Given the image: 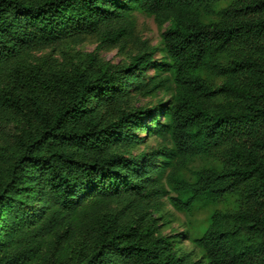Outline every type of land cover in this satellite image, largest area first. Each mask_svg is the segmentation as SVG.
I'll use <instances>...</instances> for the list:
<instances>
[{
  "label": "trees",
  "instance_id": "obj_1",
  "mask_svg": "<svg viewBox=\"0 0 264 264\" xmlns=\"http://www.w3.org/2000/svg\"><path fill=\"white\" fill-rule=\"evenodd\" d=\"M0 140V264H264V0H0ZM170 191L210 208L195 251L161 231Z\"/></svg>",
  "mask_w": 264,
  "mask_h": 264
},
{
  "label": "rangeland",
  "instance_id": "obj_2",
  "mask_svg": "<svg viewBox=\"0 0 264 264\" xmlns=\"http://www.w3.org/2000/svg\"><path fill=\"white\" fill-rule=\"evenodd\" d=\"M169 24H165L163 27H158L151 17H148L141 13H136V35L142 40H146L153 47H156L158 51L155 53L154 59L156 62H159L166 58L164 53L163 46L161 43V33L169 28ZM96 43L92 39H86L80 43L72 44L66 43L58 46L57 48L45 49L40 52H36V56L43 59H48L53 62L56 66L66 67L68 64L73 62L75 55L77 53L92 52L95 50ZM101 58L106 59L112 64H118L119 62H127V55L124 54V51H119L118 49L114 50H103L99 53ZM149 73L153 74L154 69ZM170 90L168 92H158L157 94L150 97H139L135 102V107L143 108H154L157 106L160 101L161 103L166 102L169 98ZM160 119V121H162ZM143 124L149 127H152L154 122L151 118L143 119ZM8 130V129H7ZM141 135L144 132H139ZM151 145H156V141H150ZM0 146H5V144L0 140ZM143 149V147H141ZM4 154L8 153V150H2ZM202 161L193 160L187 167L182 171V175L186 179H189L193 171L198 170ZM170 196H176V194L170 191V195L163 199V209L162 215L163 219L167 221V225L164 226L161 231L164 235H184L182 237L183 245L187 250L195 251L191 238L200 236L205 229V218L210 213L209 209L196 208L189 214L182 213L177 211L169 201ZM200 256V253L196 252V258Z\"/></svg>",
  "mask_w": 264,
  "mask_h": 264
}]
</instances>
